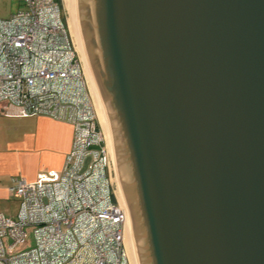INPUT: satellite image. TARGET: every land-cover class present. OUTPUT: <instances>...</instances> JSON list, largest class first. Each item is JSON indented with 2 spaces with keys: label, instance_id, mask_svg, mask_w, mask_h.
I'll list each match as a JSON object with an SVG mask.
<instances>
[{
  "label": "water",
  "instance_id": "1",
  "mask_svg": "<svg viewBox=\"0 0 264 264\" xmlns=\"http://www.w3.org/2000/svg\"><path fill=\"white\" fill-rule=\"evenodd\" d=\"M130 264H264V0H63Z\"/></svg>",
  "mask_w": 264,
  "mask_h": 264
},
{
  "label": "built area",
  "instance_id": "2",
  "mask_svg": "<svg viewBox=\"0 0 264 264\" xmlns=\"http://www.w3.org/2000/svg\"><path fill=\"white\" fill-rule=\"evenodd\" d=\"M18 2L0 19V105L67 123L74 135L56 179L12 181L19 207L0 214V264H130L126 209L61 0Z\"/></svg>",
  "mask_w": 264,
  "mask_h": 264
},
{
  "label": "crops",
  "instance_id": "3",
  "mask_svg": "<svg viewBox=\"0 0 264 264\" xmlns=\"http://www.w3.org/2000/svg\"><path fill=\"white\" fill-rule=\"evenodd\" d=\"M73 127L30 109L0 105V214L15 216L18 201L8 188L14 179H56L73 141Z\"/></svg>",
  "mask_w": 264,
  "mask_h": 264
},
{
  "label": "rangeland",
  "instance_id": "4",
  "mask_svg": "<svg viewBox=\"0 0 264 264\" xmlns=\"http://www.w3.org/2000/svg\"><path fill=\"white\" fill-rule=\"evenodd\" d=\"M63 13L67 19V14L64 6V1L61 0ZM19 2L18 0H0V19H7L11 14H14L19 10ZM68 21V19H67ZM100 121V119H99ZM101 123V122H100ZM102 126V125H101ZM21 250V249H18Z\"/></svg>",
  "mask_w": 264,
  "mask_h": 264
},
{
  "label": "bare ground",
  "instance_id": "5",
  "mask_svg": "<svg viewBox=\"0 0 264 264\" xmlns=\"http://www.w3.org/2000/svg\"><path fill=\"white\" fill-rule=\"evenodd\" d=\"M69 25V24H68ZM91 92V91H90ZM98 115V114H97ZM98 119H99V117H98ZM99 123H100V121H99ZM100 125H101V123H100ZM102 127V126H101ZM103 129V128H102Z\"/></svg>",
  "mask_w": 264,
  "mask_h": 264
}]
</instances>
